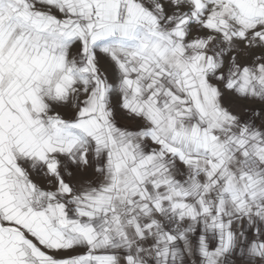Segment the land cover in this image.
Listing matches in <instances>:
<instances>
[{"label":"snow or ice","instance_id":"obj_1","mask_svg":"<svg viewBox=\"0 0 264 264\" xmlns=\"http://www.w3.org/2000/svg\"><path fill=\"white\" fill-rule=\"evenodd\" d=\"M193 257L264 264V0H0V264Z\"/></svg>","mask_w":264,"mask_h":264},{"label":"rangeland","instance_id":"obj_2","mask_svg":"<svg viewBox=\"0 0 264 264\" xmlns=\"http://www.w3.org/2000/svg\"><path fill=\"white\" fill-rule=\"evenodd\" d=\"M121 123H127V121H121ZM197 258L193 257V258H190V264H193V262L196 260Z\"/></svg>","mask_w":264,"mask_h":264}]
</instances>
